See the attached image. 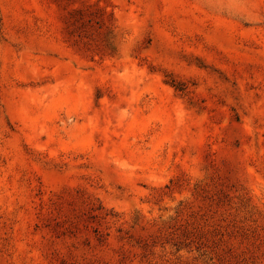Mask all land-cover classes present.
<instances>
[{"label": "rangeland", "instance_id": "1", "mask_svg": "<svg viewBox=\"0 0 264 264\" xmlns=\"http://www.w3.org/2000/svg\"><path fill=\"white\" fill-rule=\"evenodd\" d=\"M0 264H264V0H0Z\"/></svg>", "mask_w": 264, "mask_h": 264}]
</instances>
